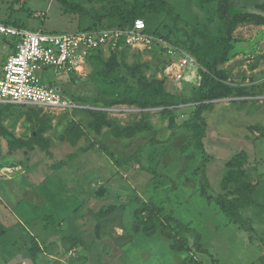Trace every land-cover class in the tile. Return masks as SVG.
Returning a JSON list of instances; mask_svg holds the SVG:
<instances>
[{"label":"rangeland","instance_id":"374dc122","mask_svg":"<svg viewBox=\"0 0 264 264\" xmlns=\"http://www.w3.org/2000/svg\"><path fill=\"white\" fill-rule=\"evenodd\" d=\"M166 1L181 18L177 28L163 15L155 21L141 19L151 31L159 23L173 30L177 43L165 40L177 49L173 56L165 47L156 54L131 47L119 63L105 46L96 73L92 60L82 81L78 74L65 72L51 74L47 81L72 107L7 108L8 103H0V264H264V25L239 24L231 36L234 50L210 72L218 79L227 76L233 88L248 86V97L216 94L198 114L193 103L111 108L86 102L108 90L104 80L120 71L128 72L133 84L138 82L133 76L143 74L139 77L161 81L171 94L192 95L201 82L195 49L207 43L213 46L207 49L212 55L218 49L212 43L222 26L215 12L220 1L204 0L206 11L198 0ZM111 2L0 0V21L73 34L92 26V16L106 12ZM228 2L234 16L255 10L263 0ZM94 113L104 114L112 124L91 128ZM194 119L205 126L202 148L194 131L184 125ZM72 123L85 132L75 144L67 140ZM38 133L41 146L35 150L10 147V140L28 142ZM236 156L245 159L241 171L248 187L241 194L221 187L227 165ZM204 172L210 195L238 194L246 202L241 214L253 232L241 229L201 196ZM133 195L142 203L125 200ZM176 221L201 235L205 253L190 247L172 249ZM192 241L190 235L189 244Z\"/></svg>","mask_w":264,"mask_h":264},{"label":"trees","instance_id":"16d2710c","mask_svg":"<svg viewBox=\"0 0 264 264\" xmlns=\"http://www.w3.org/2000/svg\"><path fill=\"white\" fill-rule=\"evenodd\" d=\"M203 1L204 0H198L197 4L202 10L206 11ZM219 1L220 2L216 7L215 12L222 26L220 29H218V31L220 32V34L218 35V39L214 38L212 43H216L218 49L213 55L211 53V50L207 51V49L213 47L210 46V43H207V45H204L202 48L197 46V48L195 49L194 53L199 59L198 64L200 66L199 74L201 75V82L191 96L186 97L182 95L171 94L167 91L165 86H163V83L161 81L155 80L152 82H148L142 77H139L143 74H139L137 76L131 75L134 78L136 77L138 81L136 82V84H133L132 82H130V78L128 77L130 75L128 74V72H126L127 74H125L124 71H120L114 79L104 80L105 85L107 86L106 88L108 90H102L98 98L86 99V102H92L93 104L103 102L105 103L106 107L111 108L115 105L138 106L142 108L176 107L178 105L193 103L196 105L194 113L198 114L203 108V104L207 101L213 100L216 94H222V96L227 97L235 94L242 98L250 96L252 93L248 86L238 84L237 87L233 88L230 86L227 76H222V78L218 79L210 72H214L218 68V65L220 63L222 64L227 61L231 52L234 50V44L231 41V36L232 32L239 24H250L257 26L264 25V1L262 4L257 5L256 11H240L234 16L230 15L231 5L228 0ZM160 15H163L164 18H170L175 28L178 27L181 21L179 14L175 12V8L166 0H151L148 3L135 2L134 4H129L127 0H112L111 7L106 12L97 16H92V20L94 21L92 26L84 27L79 31H100L111 29L125 30L128 28H132L135 21L138 19L149 18L150 20L155 21ZM106 20H108L109 22H106ZM0 22L6 25H12L18 28L27 29L26 26H20L21 24L18 23H9L3 21ZM160 25L161 23H159L156 26V29H153L152 31L146 25V29L144 32L160 40H163L164 42L165 40L171 39V42L177 43L176 41H173V30L167 29V27L166 30L163 26L160 27ZM163 28L165 29V31H163ZM33 31L38 30L34 28ZM130 48L131 47L126 44V38L122 37L114 47L110 48V52L112 53L113 59L117 57L119 59V63H121L120 57L125 56ZM158 50H165L162 43H160L157 48L153 49L149 53L156 54ZM166 51L167 50H165V52ZM103 53V50H97L89 59V63L92 60L94 61L96 68L95 73L99 70V64L103 59ZM200 53H202L201 56ZM110 87L112 88V91L110 90ZM103 95H106L104 99L101 98V96L103 97ZM80 101H83V99H80ZM6 106L7 108H10L12 105L8 104ZM2 107L3 106H0L1 109H3ZM3 113V111H0V116H2ZM93 116L95 119H93V121L90 123L91 128L99 130L103 125L109 126L110 124H112V122L110 123L106 119L107 117L104 114L94 113ZM184 125L194 131V136L198 141L197 145L199 148H202V140L203 138H205V126L203 127L202 124H200L195 119L192 122L190 120V122H187ZM68 131L70 132L67 135V140L72 144H75L78 140H80L85 133L81 125L77 123H72L71 128ZM117 132L120 133V131ZM40 133L42 134V131H40ZM40 133L34 134L33 138H31L28 142L10 140V147L12 148V150H17L18 148H26L28 149V151L35 150L36 147L41 146L40 138L42 136ZM122 133L124 132L122 131ZM130 160L131 159H129L127 163H129ZM244 162L245 159L243 157L236 156L227 165V175L225 176L221 184L222 190L224 192L229 193L234 190L235 193H245L242 191H244L246 187H248V185L245 184L242 180V177H244L245 173L243 170V172L241 171ZM119 165L122 166L121 164ZM200 177L201 196L208 202L215 203L218 208L224 213V215L233 223L238 225L241 229L246 230L247 232H253V226H251V224L241 214V210L246 206V202L240 196H238V194L237 197H229L228 195L222 193L210 195L208 192L211 187L205 175V172ZM125 200L131 203H142L141 198L135 195L129 196L125 198ZM49 220L52 221L53 219L50 218ZM175 231L176 238L172 245L173 250L186 251V248L190 247L205 253V250H203L201 246V235L193 228H190L189 225H185L179 221H176ZM190 235H192L193 239L192 245L189 244ZM29 252L32 251L30 250ZM261 261H263L264 263V257Z\"/></svg>","mask_w":264,"mask_h":264},{"label":"built area","instance_id":"2783aa9c","mask_svg":"<svg viewBox=\"0 0 264 264\" xmlns=\"http://www.w3.org/2000/svg\"><path fill=\"white\" fill-rule=\"evenodd\" d=\"M145 29V22L141 19L125 30L78 31L73 34L33 31L0 22V36L17 40L16 50L0 65V103L50 109L72 107L62 91L54 83L47 82L51 74L76 73L81 81L84 80L86 77L81 76L90 57L105 46L110 50L122 37L130 47L151 52L162 43L169 56L177 53V49L168 43L146 34ZM186 63L182 61L183 65ZM176 78L179 80L182 76Z\"/></svg>","mask_w":264,"mask_h":264},{"label":"crops","instance_id":"0c3cea01","mask_svg":"<svg viewBox=\"0 0 264 264\" xmlns=\"http://www.w3.org/2000/svg\"><path fill=\"white\" fill-rule=\"evenodd\" d=\"M262 3L263 2H261L259 4H262ZM259 4L257 3L256 6L259 5ZM246 11L254 12V11H256V8H255V10H246ZM61 12H62V10H61ZM35 28L37 29V27H35ZM40 30H42L41 27H40ZM15 50H16V43H15V41L12 38L0 36V65L3 62H5L7 60V58H8V56L10 54H12ZM246 99H248V98H246ZM17 222H18L19 225H22L26 229V231L28 230L26 228L27 224H25V222H23L21 219L20 220L17 219Z\"/></svg>","mask_w":264,"mask_h":264}]
</instances>
